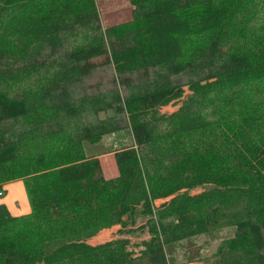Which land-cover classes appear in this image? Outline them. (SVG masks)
Returning <instances> with one entry per match:
<instances>
[{"label": "trees", "instance_id": "obj_1", "mask_svg": "<svg viewBox=\"0 0 264 264\" xmlns=\"http://www.w3.org/2000/svg\"><path fill=\"white\" fill-rule=\"evenodd\" d=\"M128 3L103 27L97 0H0V187L30 210L0 204V264H171L221 228L212 264H264V0ZM124 131L106 179L85 144ZM114 226L149 239L88 244Z\"/></svg>", "mask_w": 264, "mask_h": 264}, {"label": "rangeland", "instance_id": "obj_2", "mask_svg": "<svg viewBox=\"0 0 264 264\" xmlns=\"http://www.w3.org/2000/svg\"><path fill=\"white\" fill-rule=\"evenodd\" d=\"M98 7L101 15V23L102 26H108L113 23L128 21L131 18L132 8L128 3V0H97ZM103 62V58L97 59L96 63L99 64ZM114 76L113 68L111 67H101L97 69L85 82L87 87V92H92V88L94 89H102L104 87H108L111 84L112 78ZM190 94L189 90L184 88L183 98L179 101L170 102L168 105L163 106L159 109L160 114H169L175 111L180 102L185 99ZM129 132H119L116 134H112L104 137L98 144L90 145L85 144L86 154L89 156H96L99 158L101 169L104 177L106 179H111L117 176L116 166L114 163L113 155L108 153L114 149H119L125 145L130 143ZM21 188L20 191L15 190H4L0 189L2 193V197L0 201H9L20 199V201H16L15 204L18 208L22 209L21 202L25 199L28 201L26 190L23 182L20 183ZM19 185V184H18ZM18 185L15 184V186ZM12 186V187H15ZM202 190L198 189L192 191L191 194L200 193ZM162 201L157 203V206L161 204ZM145 220H138L137 225H143ZM118 229V232L116 231ZM120 226H114L110 229H105V231L99 232L96 236L92 237L88 240L89 244L98 245L113 239L124 238L129 239L131 245H136L141 241L148 240L149 235L147 233V229L144 228L142 232L138 231L135 235H128L125 232L120 233ZM233 234L232 228H221L215 231H210L206 235H202L199 237H195L192 239H188L186 241H182L176 245H172L168 249V254L171 256L175 253L178 255V258L172 257L171 264H176L179 261H189L194 260L198 256H202L207 258L212 257L216 254L218 248L223 243V241L230 238ZM212 262V259H211Z\"/></svg>", "mask_w": 264, "mask_h": 264}, {"label": "crops", "instance_id": "obj_3", "mask_svg": "<svg viewBox=\"0 0 264 264\" xmlns=\"http://www.w3.org/2000/svg\"><path fill=\"white\" fill-rule=\"evenodd\" d=\"M21 181H14V182H9L5 185H3L2 187H0V189H4V190H12L15 192V190H18V192L20 191L21 188ZM15 184H19L18 188L17 186H15ZM15 186V187H12ZM2 197V193L0 192V198ZM16 201H20V199L16 200L14 198V200H7V201H0V204H3L6 206V208L8 209L9 213L13 216H20L23 214H27L30 210H29V205H28V201H25V199L23 200V202L20 203V205H22V209L18 208L17 205L15 204ZM105 231V230H103ZM118 232V229L116 230ZM89 244V242H88ZM93 245V244H90ZM94 246V245H93ZM178 258L177 254H173L171 256V258ZM176 264H212L211 260H209L208 258L206 259L205 257L202 256H198L197 258H195L194 260H189V261H179L176 262Z\"/></svg>", "mask_w": 264, "mask_h": 264}]
</instances>
